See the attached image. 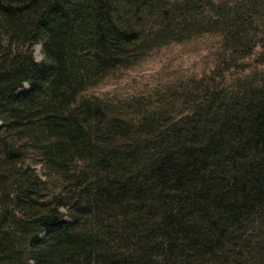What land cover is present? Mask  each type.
<instances>
[{
	"label": "trees",
	"instance_id": "1",
	"mask_svg": "<svg viewBox=\"0 0 264 264\" xmlns=\"http://www.w3.org/2000/svg\"><path fill=\"white\" fill-rule=\"evenodd\" d=\"M119 1L0 0V162L22 166L7 133L27 122L49 137L32 140L44 182L78 157L87 166L51 210L31 196L38 176L19 173L25 185L11 195L23 212L0 209V264H264V92L220 107L213 125L195 116L164 132L143 166L148 141L125 145L126 127L104 125L97 105L70 110L82 70L104 72L137 37L120 24Z\"/></svg>",
	"mask_w": 264,
	"mask_h": 264
},
{
	"label": "rangeland",
	"instance_id": "2",
	"mask_svg": "<svg viewBox=\"0 0 264 264\" xmlns=\"http://www.w3.org/2000/svg\"><path fill=\"white\" fill-rule=\"evenodd\" d=\"M116 7L120 24L137 37L118 50L104 72L90 75L82 70V83L70 110L78 114L82 102L97 105L104 125L116 121L126 127L121 137L125 145L131 139L148 141L141 166L165 147L164 143L158 146L164 132L186 127L195 116L213 125L222 115L220 107L239 105L250 93L264 92V0H122ZM37 44L43 59L41 43L32 46V57L41 61L36 59ZM82 55L83 64L89 65L88 50ZM27 88L24 84L23 89ZM40 129L26 122L7 133L8 139L21 143L23 163L0 162V209L9 210L10 219L23 212L11 195L23 185L22 170H27L28 179L37 175L42 181L31 196L51 210L55 197L64 195L65 186L74 182L75 173L87 168L78 157L62 175L51 173V179L44 182L41 149L32 143L38 135L41 144L47 142L49 137L40 134ZM141 166L133 164L135 174L144 171ZM157 191L146 204L156 203ZM39 207L38 215L44 211Z\"/></svg>",
	"mask_w": 264,
	"mask_h": 264
},
{
	"label": "clouds",
	"instance_id": "3",
	"mask_svg": "<svg viewBox=\"0 0 264 264\" xmlns=\"http://www.w3.org/2000/svg\"><path fill=\"white\" fill-rule=\"evenodd\" d=\"M39 50H40V45L37 44V45H36V53H37V55H36V59H37V60L42 59V57L39 55Z\"/></svg>",
	"mask_w": 264,
	"mask_h": 264
}]
</instances>
